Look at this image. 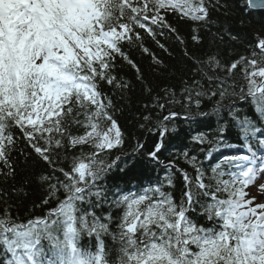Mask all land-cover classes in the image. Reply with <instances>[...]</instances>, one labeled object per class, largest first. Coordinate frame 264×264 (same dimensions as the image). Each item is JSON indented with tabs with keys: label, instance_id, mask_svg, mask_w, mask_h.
Returning <instances> with one entry per match:
<instances>
[{
	"label": "snow or ice",
	"instance_id": "6c2138e0",
	"mask_svg": "<svg viewBox=\"0 0 264 264\" xmlns=\"http://www.w3.org/2000/svg\"><path fill=\"white\" fill-rule=\"evenodd\" d=\"M247 3L253 6L256 0ZM229 11L227 0H0V174L6 179L15 176L12 154L20 143L17 132L50 164L53 153L85 145L93 149L73 155L69 171L59 169L66 179L56 177L57 183L49 184L51 195L55 197L63 189L67 196L46 218L23 225L0 218V245L10 257L4 264H109L102 235L119 244V264H264V203L252 207L244 191V186L264 178V165L256 167L259 157L254 150L255 146L264 148V38L249 44L247 55L233 61H222L218 50L206 52L204 60L196 59L197 74L207 81V89L196 80L183 81L180 94L163 88L151 95L149 89V101L143 106L148 114L142 113L140 124L147 128L154 113H167L158 119L160 139L148 152L158 161L169 131L167 122L178 115L170 106L190 105L193 96L219 97L216 114L227 109L251 155L226 157L224 164L211 169L209 183H205L197 157L184 151L196 171L193 179L181 170L186 202L181 199L177 204L159 185L138 197L117 196L111 204L124 208L118 234L110 231L111 216L102 222L104 218L91 211L108 202L100 181L121 160L117 156L106 163L99 154L126 142L114 112L131 85L118 73L122 62L136 64L124 49L139 44L151 55L142 46L137 29L153 39L165 33L179 39L171 22L179 17L191 29L189 38L198 44L208 39L211 46L226 35L238 41L239 35L219 22L217 14ZM105 85L110 86L107 93ZM225 96L250 102L256 119L239 114L235 103L224 105ZM195 103L200 106L199 99ZM105 122L108 127L103 126ZM81 128L84 133L75 134ZM225 131L222 124L212 140L203 133L193 137L199 145L209 146L205 158L224 145ZM134 156L135 150L126 164ZM226 175L231 179H223ZM167 183H173L171 176ZM254 186L264 189V185ZM220 192L228 198L218 199ZM258 195L264 197V191ZM202 198L212 202L201 203ZM193 205H199L211 227L198 224L187 214ZM0 213L6 215L3 209ZM82 235L95 238V253L79 246ZM43 241L51 246L52 259H42Z\"/></svg>",
	"mask_w": 264,
	"mask_h": 264
},
{
	"label": "trees",
	"instance_id": "16d2710c",
	"mask_svg": "<svg viewBox=\"0 0 264 264\" xmlns=\"http://www.w3.org/2000/svg\"><path fill=\"white\" fill-rule=\"evenodd\" d=\"M227 4L231 11L217 14L219 22L223 24L225 30L230 29L233 34H238L240 37L238 41H232L226 35L223 41L217 40L211 46L208 39L198 44L189 38L191 32L189 25L181 18L174 17L171 22L179 32V39L170 33L153 39L144 30L137 29L143 40L142 46L149 48L151 55L144 53L139 44L125 47L124 50L130 52L136 66H130L126 61L119 66L118 75L130 83L131 89L123 93V101L119 102V106L114 112V118L121 126L126 142L99 154L106 163H111L119 154H121L119 156L121 160L117 161L118 166L110 169L104 179L100 181L107 192L108 202H102L99 207L91 209L97 217L104 218L102 222H106L108 216L113 218L110 231L118 234L119 217L124 211L123 207L117 208L111 204V200L117 196L131 195L132 191H144L149 186L147 192L150 193L159 185L161 190L169 193L177 204L181 199H185L186 202L183 193L187 189L182 174L173 167L163 166L167 161H173L194 179L196 171L189 160L185 159L184 151H187L189 156L197 157L205 171V183H209L208 177L211 175L212 167L204 163L209 146L207 144L199 145L193 137L203 133L209 140H212L217 136L220 125L223 124L226 128L223 139L242 143L239 141L242 135L234 127V122L227 109L222 110L219 116L216 114L215 105L219 97L193 96L190 105L176 103L170 106L172 111L182 116H192V118L189 120L172 119L167 122L169 131L164 136V148L158 154L162 164L150 158L148 152L153 150L158 142L159 135L156 130L158 119H162L163 115H167V113H154L152 124L147 128L140 127V124L143 123L142 113L148 114L144 111L143 106L149 101V89L151 95H155L163 88H172L180 94L184 87L183 81L191 83L192 80L201 81L207 89V81L202 80L201 76L197 74L194 63L196 59L204 60L206 52L218 50L222 61H233L241 54L247 55L249 44L254 45L258 39L264 38V10L249 8L247 0H227ZM161 44L164 45L163 48L160 47ZM157 60L162 61V64L158 65ZM137 69H139V79L137 78ZM241 78L237 77V79ZM104 88L107 93L110 86L105 85ZM108 94L114 95V93ZM197 99L200 100L199 107L195 103ZM232 100H239V98L225 96L222 103L225 105L226 101L231 102ZM235 106L239 114H247L256 119V113L250 102L235 103ZM202 113H207V115H202ZM103 126L108 127L109 125L105 122ZM148 128H151L152 131L149 132ZM84 131L85 129L81 128L75 134H83ZM16 135L20 143L12 154L15 176L6 179L0 174V209L6 213V215L0 213V218L24 224L30 219L45 217L48 211L58 207L59 202L66 199L67 194L63 189H60L55 197L52 196L49 184L57 183L56 177L61 181L66 179L59 169L63 168L65 171H69L73 155H80L81 151L89 153L93 149L90 145H85L53 153L51 157L53 163L50 164L24 142V137L19 132ZM140 144H143L144 147L139 148ZM202 147L205 149L203 152L201 151ZM134 150V160L126 164L127 158L133 154ZM2 167L3 165L0 164V168ZM43 176L52 177V179L43 181L41 179ZM169 176L173 180L171 185L167 183ZM223 179L230 178L226 175ZM216 195L218 199L228 198L227 193L224 192ZM207 202L212 201L210 198L201 199V203ZM81 206L87 208V205ZM188 215L200 225L212 226L206 215L201 214L199 205H193ZM102 237L110 239L111 236L102 235ZM80 240L92 243L95 238L82 235ZM42 246L44 253L52 256V249L48 242L43 241ZM193 251H195L194 246ZM6 258L10 257L4 251L3 245H0V259L5 260Z\"/></svg>",
	"mask_w": 264,
	"mask_h": 264
},
{
	"label": "rangeland",
	"instance_id": "374dc122",
	"mask_svg": "<svg viewBox=\"0 0 264 264\" xmlns=\"http://www.w3.org/2000/svg\"><path fill=\"white\" fill-rule=\"evenodd\" d=\"M264 182V180H263ZM253 190V195L255 197V201L254 203L252 204V207H255L257 203H264V197L258 195V191H264V189H257L255 186L252 188Z\"/></svg>",
	"mask_w": 264,
	"mask_h": 264
},
{
	"label": "water",
	"instance_id": "95a60500",
	"mask_svg": "<svg viewBox=\"0 0 264 264\" xmlns=\"http://www.w3.org/2000/svg\"><path fill=\"white\" fill-rule=\"evenodd\" d=\"M252 7L263 8L264 7V0H256V3Z\"/></svg>",
	"mask_w": 264,
	"mask_h": 264
}]
</instances>
